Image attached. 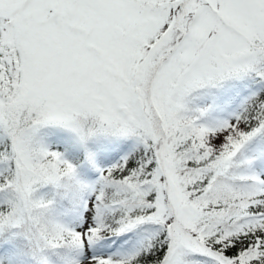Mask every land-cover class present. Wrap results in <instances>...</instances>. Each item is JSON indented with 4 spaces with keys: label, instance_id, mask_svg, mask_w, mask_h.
<instances>
[{
    "label": "snow or ice",
    "instance_id": "snow-or-ice-1",
    "mask_svg": "<svg viewBox=\"0 0 264 264\" xmlns=\"http://www.w3.org/2000/svg\"><path fill=\"white\" fill-rule=\"evenodd\" d=\"M0 264H264V0H0Z\"/></svg>",
    "mask_w": 264,
    "mask_h": 264
}]
</instances>
